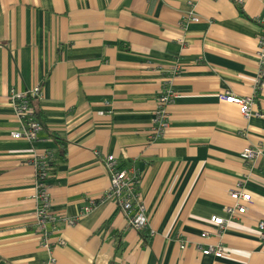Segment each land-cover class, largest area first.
<instances>
[{
  "label": "crops",
  "instance_id": "crops-1",
  "mask_svg": "<svg viewBox=\"0 0 264 264\" xmlns=\"http://www.w3.org/2000/svg\"><path fill=\"white\" fill-rule=\"evenodd\" d=\"M192 9L197 22L186 21ZM263 33L264 0H0V264L48 261L27 163L33 147L54 153L51 264H264V117L246 119L220 97L252 93ZM36 85L42 129L31 144L11 137L8 94ZM166 86L175 96L156 135ZM252 110L264 115V79ZM249 145L262 154L246 163ZM106 154L140 174L147 242L103 197ZM233 190L250 193L248 212L219 229L209 218H229ZM218 244L221 257L202 253Z\"/></svg>",
  "mask_w": 264,
  "mask_h": 264
},
{
  "label": "built area",
  "instance_id": "built-area-1",
  "mask_svg": "<svg viewBox=\"0 0 264 264\" xmlns=\"http://www.w3.org/2000/svg\"><path fill=\"white\" fill-rule=\"evenodd\" d=\"M241 1V0H239ZM187 22H197L199 17L190 10L186 16ZM257 58L259 60V68L257 70L255 86L252 93L247 95H236L228 90L220 94L221 99L228 103L238 106L240 113L244 118L248 119L251 116L264 117L259 110H252L255 104L257 91L264 79V33L258 37L257 42ZM175 73V72H174ZM175 96L174 90L170 86L162 87L156 98V107L154 109V133L162 135L168 126V105L173 101ZM41 97L39 85L30 87L25 90L12 89L8 94V103L13 108L17 127L11 132V137L14 139H24L31 144H35L38 140L39 132L42 129L41 122L34 115L32 104L33 99ZM97 154V151H95ZM262 154L258 146L249 145L241 151V157L248 163ZM54 153L50 149H39L33 147L27 159V163L34 168L35 176V195L36 202V218H37V233L41 238L43 247L49 252L47 264L55 261L52 254L54 244L49 238L57 228L54 223L58 220V215L52 210L50 194L48 193L47 180L51 177L49 162L52 161ZM106 174L109 179V186L104 193V198L111 200L117 206L122 214L127 228L134 229L138 233L147 232L150 236L153 230L148 226V217L146 213L145 203L140 196V174L138 170L131 164L126 167L118 165L113 154H106L102 159ZM233 204L226 206V211L229 213V218L225 219L221 216L212 215L209 218L211 224L219 229H223L230 218L236 214H245L248 209L245 205L251 199L250 193L246 191L233 190L230 193ZM96 204L95 200H90L89 203L81 210V214L88 212ZM63 222L67 226L74 225L77 222V216L64 217ZM260 237L264 238V220H259L257 223ZM63 238H59L58 245H64ZM180 247L184 248L185 243L180 242ZM224 246L218 244L210 246L202 250L203 254H214L216 257H221Z\"/></svg>",
  "mask_w": 264,
  "mask_h": 264
},
{
  "label": "trees",
  "instance_id": "trees-1",
  "mask_svg": "<svg viewBox=\"0 0 264 264\" xmlns=\"http://www.w3.org/2000/svg\"><path fill=\"white\" fill-rule=\"evenodd\" d=\"M238 11H239V13L241 14V15H243V16H246L245 14H244V11H243V9H242V7L241 6H238ZM37 99H33L32 100V104H33V108H34V115H35V117L37 118V119H39L38 117H37V113H36V110H35V106H34V102L36 101ZM49 166H50V171L52 170V161H50L49 162ZM140 235L143 237V241L144 242H147L148 241V239H149V235L147 234V232H140Z\"/></svg>",
  "mask_w": 264,
  "mask_h": 264
}]
</instances>
